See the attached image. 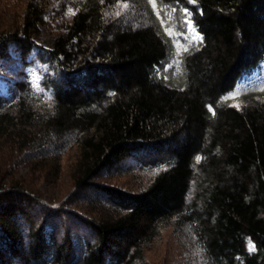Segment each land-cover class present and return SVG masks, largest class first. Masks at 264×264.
I'll return each instance as SVG.
<instances>
[{
	"label": "trees",
	"instance_id": "16d2710c",
	"mask_svg": "<svg viewBox=\"0 0 264 264\" xmlns=\"http://www.w3.org/2000/svg\"><path fill=\"white\" fill-rule=\"evenodd\" d=\"M57 1L30 0L0 33V150L57 166L75 144L81 227L1 179L0 264H135L166 225L195 264H264V0ZM118 2L143 23L107 19ZM70 4L38 44L44 16ZM125 163L155 172L145 189L97 183Z\"/></svg>",
	"mask_w": 264,
	"mask_h": 264
},
{
	"label": "rangeland",
	"instance_id": "374dc122",
	"mask_svg": "<svg viewBox=\"0 0 264 264\" xmlns=\"http://www.w3.org/2000/svg\"><path fill=\"white\" fill-rule=\"evenodd\" d=\"M29 1L0 0V33H11L21 25ZM51 3L56 7L59 4L57 0H51ZM73 12L74 8L70 4V6L62 5L57 12L45 15L43 23L39 25L38 33L35 35L36 42L50 48L57 35L65 30ZM135 12L133 3L118 2L107 8L105 15L109 20L120 21L124 24H129L130 18L140 21H134V24L143 23L141 18V16L144 17L143 14L135 16ZM3 76L4 72L0 64V77ZM242 103L243 101H238L234 104ZM5 151L0 150V180L24 181L29 190L39 197L47 208L52 207L59 210L56 212L57 215L61 209L63 210L62 222L70 223V230L81 227L74 216L75 212L78 215L84 213L83 206L76 197L74 186V172L79 155L77 146L72 144L66 149L60 155L57 166H52L54 165L53 155H49L44 160L45 163L35 156L40 161L38 164L34 159L27 160L26 155H16L15 153H13L14 156H11L12 159L5 161L3 159V156L7 154ZM128 165L129 163H125L119 168L102 173L96 178L97 183L112 189L130 192L145 189L155 172L126 169ZM34 209L40 211L41 208L35 206ZM195 254V248L185 238L183 232L176 231L173 225H166L144 246L143 259L135 264H195Z\"/></svg>",
	"mask_w": 264,
	"mask_h": 264
}]
</instances>
